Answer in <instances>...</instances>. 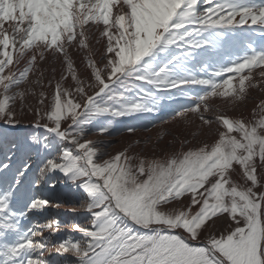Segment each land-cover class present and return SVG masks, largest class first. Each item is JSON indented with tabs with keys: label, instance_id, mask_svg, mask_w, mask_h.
<instances>
[{
	"label": "snow or ice",
	"instance_id": "snow-or-ice-1",
	"mask_svg": "<svg viewBox=\"0 0 264 264\" xmlns=\"http://www.w3.org/2000/svg\"><path fill=\"white\" fill-rule=\"evenodd\" d=\"M92 28L106 40L105 63L102 69L88 55L90 74L81 79L68 49L90 51ZM258 30L264 36V0H0V264H51L45 252L72 264H264V176L257 174L264 170V100L251 120L216 115L223 130L212 144L164 158L125 150L103 159L85 139L102 117L110 119L97 131L110 133L113 120L159 113L163 101L193 90L195 103L171 119L199 113L210 126L203 114L214 111L210 97L243 100L253 70L264 78V45L251 39ZM46 53L62 57L66 68L48 109L35 110L33 127L44 135H18L14 106L26 92L13 89L29 81ZM68 76L71 90L64 87ZM40 97L44 105L48 97ZM53 181L86 195L90 222L71 225L79 240L45 237L59 232L55 218L23 224L61 206L58 196L54 202L40 192L46 186L56 193ZM184 197L179 208L169 207ZM224 214L232 224L206 234Z\"/></svg>",
	"mask_w": 264,
	"mask_h": 264
},
{
	"label": "rangeland",
	"instance_id": "rangeland-1",
	"mask_svg": "<svg viewBox=\"0 0 264 264\" xmlns=\"http://www.w3.org/2000/svg\"><path fill=\"white\" fill-rule=\"evenodd\" d=\"M256 2L260 3L261 0H256ZM201 6L205 7L206 5L202 3ZM237 19H239V17H237ZM251 39L256 46L264 45V36L261 35L259 30L251 35ZM88 43L90 45V51L88 49H79L77 47H71L68 49L69 56L73 60L74 67L77 69V73L81 79H87L90 74V69L86 66V57L88 55H91L96 60L98 66L102 69L105 63V60L103 59V52L106 40L100 36V32L95 28H92L89 32ZM25 66L26 60L21 61V64L19 65L20 70H22ZM65 68L66 66L63 63L62 57H53L52 55L46 53V59L39 61L34 69V72L30 73L29 81L22 84L19 89H13V91L22 90L26 92L24 103L21 104V102L17 100L14 106L18 118L22 121V124L17 129L16 134L28 136L34 134L41 136L44 135L43 129L33 127L36 120L35 110L39 108L41 113H43L48 109L54 92V82L56 80H60L61 75L64 74ZM212 70L213 69L209 68L208 74H210ZM246 74L247 70L242 73V75ZM199 75L204 76V73H199ZM228 75L233 74L226 73L223 78H227ZM216 79L219 80L221 78L217 77ZM238 79L239 77L234 76V88L237 86ZM37 80H39L40 83H36ZM49 81H53V84L49 85ZM247 84H249V81H246V85ZM74 85L75 82L71 80L70 76H68V78L64 81V87L71 90ZM250 90H252L250 87L246 88L243 100H250L252 103L254 101V97L259 95V92L254 95L253 90ZM89 91L91 92V90ZM41 92L45 93L48 97V100L45 101L44 105L39 103ZM195 95L196 91L194 90L190 92L189 97H183L177 94L173 101L165 100L162 102V107L159 113H153L151 115L145 114L139 119H115L112 121L110 133L106 134H101L97 131V128L101 124L106 123L107 120L110 119L102 117L99 122L89 126L85 139L94 142L95 147L101 153L106 154L102 157L103 159H108L116 153L125 150H127V154L130 156L144 157L146 159L154 157L164 158L172 153L186 151L189 147L200 146L204 142L212 144L218 138V132L223 130L222 125L214 119L216 115H226L232 119H245L243 114H236V112L241 108V100L232 102L230 97L221 96L210 97L206 102L214 110L203 113L205 117L213 120V123L210 126L202 123L199 119V113L190 112L182 118L177 117L176 119H171L172 115H174V111L180 106L193 105L195 101L190 97ZM73 98L77 101L80 100V97L75 96V93H73ZM224 98H229V100L227 101V106L222 107L220 102L224 101ZM200 111L203 112V106H201ZM245 120L249 119L247 118ZM41 123H44V121H41ZM64 125L66 126V123L62 121V127H64ZM129 125L135 126L136 131L132 133L125 131L124 129ZM145 126H147L148 130H145ZM184 141H186V143H182ZM67 146L71 147L70 145ZM2 158V155H0V159ZM234 167L238 170L239 166L234 165ZM257 174L258 176H264V170L258 168ZM232 178L238 183H245L242 173L239 175L233 173ZM53 182L58 184L56 193L48 191L46 186L44 188L47 194L43 192L44 188L40 189V192L44 196L53 197L54 202H56V197L58 196L61 206L58 208L50 207L42 213L30 215L28 219L23 221V224L27 227L34 221L41 224L45 223L48 219L55 218L60 222V228L62 229L59 230L55 237L50 236L49 233L45 234V236H48L47 238H49L50 241L65 238L79 240L81 239V235L73 231L71 229V225L78 223L87 226L89 224L91 218L86 211V195L81 191H69L64 188L62 182ZM246 186H250V182H248ZM254 190L260 191L261 189L256 188ZM186 202L187 197H184L181 202L174 203L169 207L179 208L181 203ZM71 209H76V211L73 212ZM195 210L196 209H193L192 211L195 212ZM35 216L38 217L35 218ZM230 224H232V222L227 215L224 214L219 219H214L213 226L206 228L205 233H214L219 235L227 229ZM63 227L66 228L63 229ZM51 256L49 253L45 252V259L49 260L51 264H72V261L65 259L64 257L57 256L54 253L51 254ZM55 257L57 260H55Z\"/></svg>",
	"mask_w": 264,
	"mask_h": 264
},
{
	"label": "bare ground",
	"instance_id": "bare-ground-1",
	"mask_svg": "<svg viewBox=\"0 0 264 264\" xmlns=\"http://www.w3.org/2000/svg\"><path fill=\"white\" fill-rule=\"evenodd\" d=\"M259 71H260V69H257V70H254L253 71V75H252V77H251V80H250V82H251V84L253 85V86H251L250 88L253 90V92H254V95H256L257 94V92H259V95L258 96H256V97H254V101H255V104H254V101L251 103V101L250 100H241L242 101V103H241V108L236 112V114L237 113H239L240 115L241 114H243V117H245V119H249V120H251V119H253V109L256 107V105L261 101V100H264V91H263V89H264V78H261V77H259V75H258V73H259ZM256 89V90H255ZM252 90H250V91H252ZM224 101H222V102H220L221 104V106L222 107H224V106H227V101L229 100V98H224L223 99ZM219 105V106H220ZM221 108V107H220ZM225 109V108H224ZM226 110V109H225ZM230 112H231V107H230ZM251 118V119H250ZM45 122V121H44ZM65 126V125H64ZM48 190V189H47ZM49 191V190H48ZM45 194H47V192H45V188H44V191H43ZM40 216V215H39ZM38 217V216H37ZM36 216H35V218H37ZM33 218V217H32ZM34 219V218H33ZM36 222V221H35ZM41 224H43V223H41ZM64 228H66V227H63V229ZM62 228H60V230H61ZM48 233V231H45L44 232V236H45V234H47ZM45 237H48V236H45ZM51 256V255H50ZM52 257V256H51ZM53 258V257H52ZM55 260H57L56 259V257H55Z\"/></svg>",
	"mask_w": 264,
	"mask_h": 264
}]
</instances>
